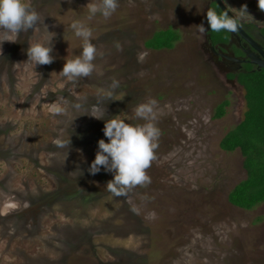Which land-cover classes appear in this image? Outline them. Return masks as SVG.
Segmentation results:
<instances>
[{
	"label": "rangeland",
	"instance_id": "obj_1",
	"mask_svg": "<svg viewBox=\"0 0 264 264\" xmlns=\"http://www.w3.org/2000/svg\"><path fill=\"white\" fill-rule=\"evenodd\" d=\"M207 1L118 0L110 18L88 20L85 6L99 0H26L41 16L38 30L0 51V264H264V203L244 211L226 201L245 172L238 150L218 142L245 105L204 50L196 26ZM227 1L235 13L246 4L247 22L264 26L258 0ZM75 20L92 29L97 56L92 75L73 83L59 72L82 51ZM177 34L170 49L144 47ZM37 42H51L50 65L27 62ZM113 78L114 100L99 99ZM150 99L160 129L151 183L113 197V174L87 171L98 141L108 142L105 120L142 125L130 117Z\"/></svg>",
	"mask_w": 264,
	"mask_h": 264
},
{
	"label": "clouds",
	"instance_id": "obj_2",
	"mask_svg": "<svg viewBox=\"0 0 264 264\" xmlns=\"http://www.w3.org/2000/svg\"><path fill=\"white\" fill-rule=\"evenodd\" d=\"M87 19H93L100 14L105 19L110 18L119 7L118 0H99L98 3H88ZM229 7L221 13L209 8L206 12V21L210 31H228L235 33L248 21L253 18L247 11V5L236 9V13L229 15ZM258 9L264 11V0H258ZM254 19V18H253ZM41 23L40 14L26 0H0V51L5 41L17 42L20 33H28L29 30L36 32ZM44 24V20H43ZM46 29L47 26L45 25ZM198 32L205 34L208 30L203 24L196 26ZM74 35L82 41V51L74 59L66 60L59 75L69 82H77L82 78H88L95 70L93 63L97 56V49L91 43L92 29L80 20L70 24ZM48 31V30H47ZM49 32V31H48ZM50 33V32H49ZM119 50L120 45H116ZM27 62L34 67L37 65H50L54 62L51 55L53 47L51 42L48 45L43 43H29L25 50ZM120 82L113 78L109 86L98 89V98L102 100H114L116 89ZM73 107L77 110L82 108L80 103ZM64 109L57 107L56 112L61 113ZM132 119L145 121L142 125L126 123L120 115L105 120L102 129L105 139L98 141V149L95 159L91 162L87 171L96 175L101 171L112 173L113 179L106 183V190L113 197H128V194L136 187H146L151 183V177L147 170L156 159L155 150L159 147L158 140L160 129L156 126L157 101L150 99L147 102L136 105L133 109ZM97 119H102L93 116ZM57 147L70 148L71 140L55 141ZM135 211V209H133Z\"/></svg>",
	"mask_w": 264,
	"mask_h": 264
},
{
	"label": "trees",
	"instance_id": "obj_3",
	"mask_svg": "<svg viewBox=\"0 0 264 264\" xmlns=\"http://www.w3.org/2000/svg\"><path fill=\"white\" fill-rule=\"evenodd\" d=\"M176 40L177 37L155 45L146 40L144 47L151 50L170 49ZM236 83L243 91L245 110L242 119L219 140L218 148L224 152L238 150L242 157L245 178L228 191L226 201L232 207L248 211L264 203V72L247 68L236 76ZM226 105V101L219 103L213 118H221Z\"/></svg>",
	"mask_w": 264,
	"mask_h": 264
},
{
	"label": "flooded vegetation",
	"instance_id": "obj_4",
	"mask_svg": "<svg viewBox=\"0 0 264 264\" xmlns=\"http://www.w3.org/2000/svg\"><path fill=\"white\" fill-rule=\"evenodd\" d=\"M222 7L226 10L229 7V15L232 16L234 9L231 8V3L227 0H219ZM209 8L214 9L217 13H221L219 6L214 0L206 2L205 6L200 8L202 14V23L208 30L207 33L201 34L203 47L205 52L213 64L223 75L226 81L236 83V76L249 69H257L256 66L250 64L247 55L264 57V26H259L254 23L246 22L239 30L243 32L245 37L239 35L238 32L232 33L228 31H220L219 34L210 31V27L206 21V12ZM200 22V24H202ZM171 30V29H165ZM179 38L177 34V39ZM249 40V41H246ZM177 41V40H176ZM255 46L259 52L253 47Z\"/></svg>",
	"mask_w": 264,
	"mask_h": 264
},
{
	"label": "water",
	"instance_id": "obj_5",
	"mask_svg": "<svg viewBox=\"0 0 264 264\" xmlns=\"http://www.w3.org/2000/svg\"><path fill=\"white\" fill-rule=\"evenodd\" d=\"M215 3L219 6L220 10L223 11L225 10L222 5L220 4L219 0H214ZM239 33V35H241L242 37H245V35L243 34V32H241L240 30L237 31ZM249 41V40H246ZM257 52L260 53V51H258V49L253 46ZM249 58V62L250 64H253L254 66H256L257 69H261L264 72V57L263 58H258L256 55L252 56V55H247Z\"/></svg>",
	"mask_w": 264,
	"mask_h": 264
}]
</instances>
